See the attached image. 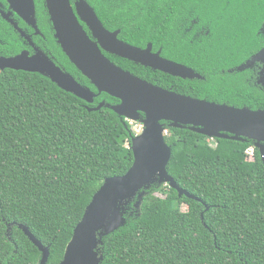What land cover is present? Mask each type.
<instances>
[{
  "label": "trees",
  "instance_id": "16d2710c",
  "mask_svg": "<svg viewBox=\"0 0 264 264\" xmlns=\"http://www.w3.org/2000/svg\"><path fill=\"white\" fill-rule=\"evenodd\" d=\"M104 26L120 30L125 42L149 43L163 57L203 76L182 78L115 55L120 67L155 85L235 107L264 110V87L258 85L252 55L264 46V0L234 7L231 0H87ZM37 23L55 61L82 84L98 92L70 61L54 36L45 0H35ZM197 19L198 23L192 24ZM191 27V28H190ZM4 113L3 174L0 176V264H39L42 252L16 224L23 223L50 249L48 264H60L74 230L106 178L128 172L136 132L132 123L108 104L107 93L93 103L60 88L37 72L0 70ZM29 101L79 127L81 155L72 163L70 183L55 203L38 200L28 173L52 129L37 121ZM99 110L89 111L100 102ZM29 113L33 115L30 117ZM51 123V122H49ZM167 128L172 149L169 174L197 196L191 199L166 183H154L126 207V222L102 239L101 264H264V160L254 140L210 138L190 128ZM86 137V139H85ZM31 140L25 144L21 141ZM138 204V205H137ZM187 206V210H184ZM209 206V209H206Z\"/></svg>",
  "mask_w": 264,
  "mask_h": 264
},
{
  "label": "water",
  "instance_id": "95a60500",
  "mask_svg": "<svg viewBox=\"0 0 264 264\" xmlns=\"http://www.w3.org/2000/svg\"><path fill=\"white\" fill-rule=\"evenodd\" d=\"M9 2L20 17L38 30L35 0ZM45 4L58 43L98 92L82 84L41 50L32 56L29 52L13 57L0 56V70L11 68L40 73L88 103H93L98 95L107 93L120 100L117 104H108L112 110L126 120L143 125L142 131L132 138L133 165L124 175L106 178L76 226L60 264H101L103 255L99 247L103 237L125 224L127 205L138 197L142 189L154 183H166L176 189L180 197L186 195L201 201L181 188L168 172L172 149L165 139L167 128L163 121L169 122L171 127L190 126L192 130L212 139L254 140L264 160V110L194 98L142 79L112 62L104 51L173 76L190 79H202L203 76L192 68L164 58L161 51L153 52L151 43L146 48H140L120 40V31L108 30L86 0L78 1L77 12L71 0H45ZM80 20L89 26L98 41L90 37ZM254 61H264V48L246 66ZM104 105L105 101H102L88 109L99 110ZM14 224L42 252L39 264H48L49 247L23 223H10V229Z\"/></svg>",
  "mask_w": 264,
  "mask_h": 264
},
{
  "label": "snow or ice",
  "instance_id": "6c2138e0",
  "mask_svg": "<svg viewBox=\"0 0 264 264\" xmlns=\"http://www.w3.org/2000/svg\"><path fill=\"white\" fill-rule=\"evenodd\" d=\"M132 3H145L147 0H131ZM211 3H218L220 0H209ZM225 3L228 0H224ZM249 0H231L234 7H243ZM32 108L35 109L33 123L39 121L49 129H52L51 139H44L43 143L51 147H42V144H35L36 149H42L43 155H37L32 162L31 170L28 175L31 177L28 181L33 188L31 195L38 200L55 203V200L62 190L63 185L70 183L72 178V163L76 160V155H81V146L84 141L80 136L84 135L79 127H73L68 124L59 123L60 118L54 113L48 112L46 108H41L42 101H29ZM7 108L5 101L0 98V176L3 174V152L2 144L6 128L3 126L4 113ZM33 114L29 113L31 117ZM51 122V123H49ZM86 139V137H85ZM30 144L31 140L21 141ZM2 191V187H0Z\"/></svg>",
  "mask_w": 264,
  "mask_h": 264
},
{
  "label": "flooded vegetation",
  "instance_id": "af4514ba",
  "mask_svg": "<svg viewBox=\"0 0 264 264\" xmlns=\"http://www.w3.org/2000/svg\"><path fill=\"white\" fill-rule=\"evenodd\" d=\"M78 1H81V0H71L73 8L76 12H77ZM80 21H81V24L86 29V31L88 32V34L90 35V37L94 41H98L93 36V33L90 30L89 26H87V24L83 22L82 20ZM191 22L192 24H195V23H198V20L193 19ZM52 27H53V24H52ZM113 31H117V30H113ZM46 40H47L46 35L39 25H38V30H37L35 27L31 26V24H29L26 20L20 17V15L13 8H11V4L9 0H0V56L1 57H13L23 52H29V54L32 56V55L37 54L41 50L47 53L50 58H53L55 60L54 56H52L51 51L47 47ZM120 40L122 39L120 38ZM263 48L264 46L262 47V49ZM158 51H161V50H158ZM158 51H154L153 49V52H158ZM104 53L112 62L117 64L116 62L118 61H117V58L115 57V54H112L106 51H104ZM254 55H252L250 59H252ZM250 59H248V61ZM56 63L60 65L57 61ZM250 65H252L255 71L256 83L264 87V61H254ZM60 66L63 67L62 65Z\"/></svg>",
  "mask_w": 264,
  "mask_h": 264
},
{
  "label": "rangeland",
  "instance_id": "374dc122",
  "mask_svg": "<svg viewBox=\"0 0 264 264\" xmlns=\"http://www.w3.org/2000/svg\"><path fill=\"white\" fill-rule=\"evenodd\" d=\"M132 123L133 129L136 133H140L142 131L143 125L140 122L130 121ZM184 210H187V206H184Z\"/></svg>",
  "mask_w": 264,
  "mask_h": 264
}]
</instances>
